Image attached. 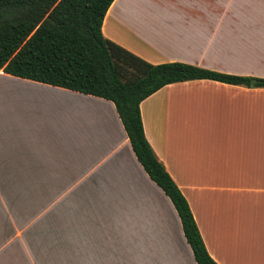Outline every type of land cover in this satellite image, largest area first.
Returning <instances> with one entry per match:
<instances>
[{
  "label": "crops",
  "instance_id": "0c3cea01",
  "mask_svg": "<svg viewBox=\"0 0 264 264\" xmlns=\"http://www.w3.org/2000/svg\"><path fill=\"white\" fill-rule=\"evenodd\" d=\"M101 31L153 65L264 78V0H114ZM140 114L210 257L264 264V88L170 84ZM0 264H196L111 101L0 70Z\"/></svg>",
  "mask_w": 264,
  "mask_h": 264
},
{
  "label": "trees",
  "instance_id": "16d2710c",
  "mask_svg": "<svg viewBox=\"0 0 264 264\" xmlns=\"http://www.w3.org/2000/svg\"><path fill=\"white\" fill-rule=\"evenodd\" d=\"M113 1L0 0V70L111 101L135 157L174 206L195 263L217 264L206 250L186 199L145 138L140 103L170 84L208 80L264 88V78L179 62L153 65L140 59L102 34L103 18Z\"/></svg>",
  "mask_w": 264,
  "mask_h": 264
},
{
  "label": "rangeland",
  "instance_id": "374dc122",
  "mask_svg": "<svg viewBox=\"0 0 264 264\" xmlns=\"http://www.w3.org/2000/svg\"><path fill=\"white\" fill-rule=\"evenodd\" d=\"M44 126H53V125H51V123L48 122V123H45Z\"/></svg>",
  "mask_w": 264,
  "mask_h": 264
},
{
  "label": "water",
  "instance_id": "95a60500",
  "mask_svg": "<svg viewBox=\"0 0 264 264\" xmlns=\"http://www.w3.org/2000/svg\"><path fill=\"white\" fill-rule=\"evenodd\" d=\"M252 83H254V81H252Z\"/></svg>",
  "mask_w": 264,
  "mask_h": 264
}]
</instances>
